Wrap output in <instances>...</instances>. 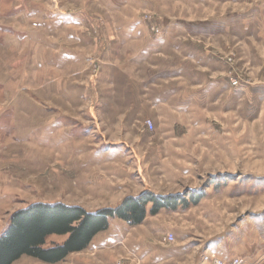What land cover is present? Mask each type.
I'll list each match as a JSON object with an SVG mask.
<instances>
[{
  "label": "rangeland",
  "instance_id": "374dc122",
  "mask_svg": "<svg viewBox=\"0 0 264 264\" xmlns=\"http://www.w3.org/2000/svg\"><path fill=\"white\" fill-rule=\"evenodd\" d=\"M58 1L0 0V236L34 203L95 212L146 192L189 206L106 230L135 228L166 260L264 223V0ZM68 51L81 56L62 69ZM154 260L141 248L116 262Z\"/></svg>",
  "mask_w": 264,
  "mask_h": 264
},
{
  "label": "trees",
  "instance_id": "16d2710c",
  "mask_svg": "<svg viewBox=\"0 0 264 264\" xmlns=\"http://www.w3.org/2000/svg\"><path fill=\"white\" fill-rule=\"evenodd\" d=\"M198 201L195 197L191 204ZM179 203L186 208L189 206L184 198L154 196L146 192L126 197L114 208L95 212L61 203L31 204L9 216L0 236V264H13L23 256L47 264L61 262L69 254L85 250L94 236L107 229L109 218L136 226L143 222L147 212L156 215L161 210L173 211ZM52 235L66 236V239L61 244L45 247L46 238Z\"/></svg>",
  "mask_w": 264,
  "mask_h": 264
},
{
  "label": "crops",
  "instance_id": "0c3cea01",
  "mask_svg": "<svg viewBox=\"0 0 264 264\" xmlns=\"http://www.w3.org/2000/svg\"><path fill=\"white\" fill-rule=\"evenodd\" d=\"M53 5H57L58 0H51ZM61 14V13H60ZM64 15V14H63ZM65 16V15H64ZM67 25H72L67 23ZM75 37V36H74ZM82 43L84 38L76 36L75 38L71 37ZM69 53L64 54L65 60L63 61L62 69L66 68L67 64L71 67L74 64V59L78 56H81L75 51H68ZM70 60V61H68ZM68 61V63H67ZM53 67L61 69L59 64H53ZM85 70L86 63L83 60L82 65L78 64V71L74 69V73L70 75H76L77 73ZM56 87L60 86V81L55 82ZM54 83V84H55ZM62 83H64L62 81ZM70 86H73L74 83H69ZM67 87L64 89L66 94ZM66 101V100H65ZM65 118V114L62 115ZM55 121L52 122L54 124ZM121 224L117 223L116 226L111 227L106 231L100 232L90 242L88 247L79 253L69 254L64 261L68 264H73L71 257L75 255H82L85 258L80 259L82 262L80 264H119L116 260L124 256L135 254L139 252L140 249L144 252L152 253L154 256V261L156 264H210L211 258L216 257L223 261H229L234 258L242 259L243 264H264V243H263V232H264V223L254 219L248 223H243L239 229H234L228 235L220 236L219 232L213 233L208 237L205 247H202L204 244L195 243H186L180 245H171V247H177L178 252L182 254L180 259L173 258L166 260L167 254L165 249L159 248L162 247L160 241L151 244L139 243L133 239L134 229L135 228H125ZM174 231H169V234H173ZM175 239L178 238V232H174ZM151 247H158V249H153ZM165 247V246H164ZM135 256V255H133ZM123 257V256H122ZM67 258L69 262H67ZM74 259V257H73Z\"/></svg>",
  "mask_w": 264,
  "mask_h": 264
},
{
  "label": "built area",
  "instance_id": "2783aa9c",
  "mask_svg": "<svg viewBox=\"0 0 264 264\" xmlns=\"http://www.w3.org/2000/svg\"><path fill=\"white\" fill-rule=\"evenodd\" d=\"M232 86H236V82H232ZM147 125L149 128H151V129L153 128V125L150 121L147 122ZM165 239L169 243H172L174 241V237L171 234H168ZM212 259H213V261L211 264H243L242 259H239V258H234V259H231L229 261H223V260H220L216 257H213ZM119 264H121V263H119Z\"/></svg>",
  "mask_w": 264,
  "mask_h": 264
}]
</instances>
